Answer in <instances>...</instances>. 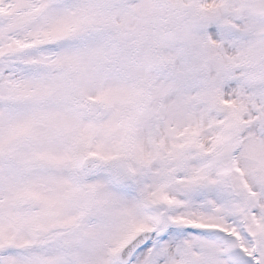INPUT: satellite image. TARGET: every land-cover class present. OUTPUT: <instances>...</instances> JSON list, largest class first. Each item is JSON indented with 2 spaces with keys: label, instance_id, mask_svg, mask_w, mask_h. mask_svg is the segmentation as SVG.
<instances>
[{
  "label": "snow or ice",
  "instance_id": "snow-or-ice-1",
  "mask_svg": "<svg viewBox=\"0 0 264 264\" xmlns=\"http://www.w3.org/2000/svg\"><path fill=\"white\" fill-rule=\"evenodd\" d=\"M0 264H264V0H0Z\"/></svg>",
  "mask_w": 264,
  "mask_h": 264
}]
</instances>
